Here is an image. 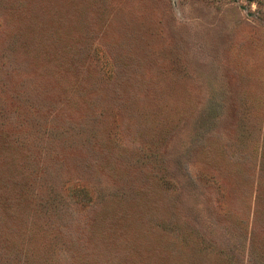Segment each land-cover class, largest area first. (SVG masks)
<instances>
[{
	"label": "rangeland",
	"instance_id": "374dc122",
	"mask_svg": "<svg viewBox=\"0 0 264 264\" xmlns=\"http://www.w3.org/2000/svg\"><path fill=\"white\" fill-rule=\"evenodd\" d=\"M0 264H264V0H0Z\"/></svg>",
	"mask_w": 264,
	"mask_h": 264
}]
</instances>
